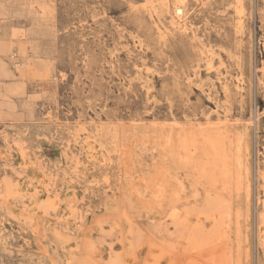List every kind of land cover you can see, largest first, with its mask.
Segmentation results:
<instances>
[{
	"label": "rangeland",
	"instance_id": "rangeland-1",
	"mask_svg": "<svg viewBox=\"0 0 264 264\" xmlns=\"http://www.w3.org/2000/svg\"><path fill=\"white\" fill-rule=\"evenodd\" d=\"M157 2L0 0V264H264V0Z\"/></svg>",
	"mask_w": 264,
	"mask_h": 264
},
{
	"label": "bare ground",
	"instance_id": "bare-ground-1",
	"mask_svg": "<svg viewBox=\"0 0 264 264\" xmlns=\"http://www.w3.org/2000/svg\"><path fill=\"white\" fill-rule=\"evenodd\" d=\"M148 1V0H147ZM152 1V0H151ZM155 1V0H153ZM158 6L162 9V11L168 10L173 13V20L171 22V26L173 27L174 30L183 32V33H189L192 32L191 24L187 21L186 14H187V9H188V3L191 0H157ZM197 6H203L205 0H193ZM207 1V0H206ZM236 3H241V0H235ZM149 5V4H148ZM162 20H155V23H159ZM163 23V22H161ZM160 24V23H159ZM164 24V23H163ZM157 26V25H156ZM165 26V25H164ZM162 27V26H161ZM159 31L160 28L158 27ZM168 30V29H167ZM213 53V52H212ZM208 56V55H207ZM214 57V56H213ZM214 60V59H213ZM213 62V61H212ZM1 63V62H0ZM209 69L213 68V65L210 63L209 64ZM5 66V65H4ZM0 67H2L0 65ZM7 71V69H6ZM1 72V71H0ZM220 73V72H219ZM222 75V74H221ZM218 76V75H217ZM223 77V76H221ZM263 80H264V73H263ZM220 81V80H219ZM228 81L225 78V82ZM263 82V81H262ZM241 84V83H240ZM228 85V84H227ZM238 85V84H237ZM239 88V87H238ZM241 88V87H240ZM224 90V89H223ZM228 90V87H227ZM240 90V89H239ZM228 92V91H227ZM209 119V118H208ZM225 118V122H227ZM212 217V216H211ZM205 227V226H204ZM198 234V232H197ZM210 238V237H209ZM208 242V240H204V242ZM217 241V240H216ZM211 245V244H210ZM219 245V244H218ZM212 246V245H211ZM192 253V252H191ZM191 257V256H190ZM193 259V258H192ZM197 260V259H196Z\"/></svg>",
	"mask_w": 264,
	"mask_h": 264
}]
</instances>
